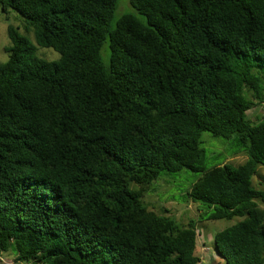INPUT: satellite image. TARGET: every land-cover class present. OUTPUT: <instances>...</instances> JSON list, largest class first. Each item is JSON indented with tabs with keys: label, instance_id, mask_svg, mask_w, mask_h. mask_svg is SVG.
Here are the masks:
<instances>
[{
	"label": "trees",
	"instance_id": "obj_1",
	"mask_svg": "<svg viewBox=\"0 0 264 264\" xmlns=\"http://www.w3.org/2000/svg\"><path fill=\"white\" fill-rule=\"evenodd\" d=\"M118 3L0 0L35 41L6 26L0 253L11 264H210L195 220L143 201L161 172L188 169L200 173L186 194L199 218H237L214 233L215 254L264 264V180L251 179L264 116L246 114L264 102V0H129L135 12L112 24ZM202 131L232 137L245 160L206 166Z\"/></svg>",
	"mask_w": 264,
	"mask_h": 264
},
{
	"label": "rangeland",
	"instance_id": "obj_2",
	"mask_svg": "<svg viewBox=\"0 0 264 264\" xmlns=\"http://www.w3.org/2000/svg\"><path fill=\"white\" fill-rule=\"evenodd\" d=\"M133 12H135V10L130 5L129 0H119L117 10L112 14L113 18L111 23L114 24L121 14H131ZM25 23L24 17L14 9H9L7 14L0 10V62L7 59L5 47L10 44L6 31V26L8 24L18 27L19 32L24 34V36L28 37V39L35 44L34 36H32L33 30L32 28L25 30ZM36 47L37 56L46 59H55L59 56L52 48L41 47L38 46V44ZM108 52L107 46L104 45L102 48L103 59H107ZM246 114L252 121H257L259 117H263L264 102L259 106L248 109ZM200 146L205 149V155L207 156L206 166L208 167L216 163H222V161L236 164L244 161L246 158L244 152L240 150L234 152L238 147L232 137L227 139L220 136L214 137L209 132L202 131L200 135ZM199 175L200 173L188 169H182L178 172H161L158 179L152 183L150 189L144 193L143 201L157 213L173 216L178 222L185 223L188 219L195 220L198 231L197 251L200 253V249H204L203 257L206 258L207 262L210 264H226L225 261L218 257L213 251V236L216 231L237 221V218H232L230 220L199 218L200 211L197 206L199 205L202 211H204L205 208H202L203 206H201L199 202H192L186 195L189 187ZM251 179L253 186H259L258 183L264 180V166L259 165L257 167V172ZM262 207L264 208V205H262ZM206 248H208L207 251H205ZM200 254L202 255V253ZM0 257L2 258L0 264L12 263V255L0 253ZM14 264L22 263L15 262Z\"/></svg>",
	"mask_w": 264,
	"mask_h": 264
}]
</instances>
